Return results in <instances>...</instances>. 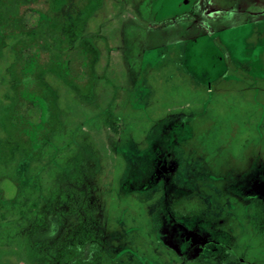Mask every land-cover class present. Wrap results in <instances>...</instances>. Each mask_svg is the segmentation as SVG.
Instances as JSON below:
<instances>
[{
	"label": "rangeland",
	"instance_id": "374dc122",
	"mask_svg": "<svg viewBox=\"0 0 264 264\" xmlns=\"http://www.w3.org/2000/svg\"><path fill=\"white\" fill-rule=\"evenodd\" d=\"M25 1L0 0V264H53L82 219L94 264H264V0Z\"/></svg>",
	"mask_w": 264,
	"mask_h": 264
},
{
	"label": "trees",
	"instance_id": "16d2710c",
	"mask_svg": "<svg viewBox=\"0 0 264 264\" xmlns=\"http://www.w3.org/2000/svg\"><path fill=\"white\" fill-rule=\"evenodd\" d=\"M25 2L26 1L23 0V3ZM41 15L42 14H40V17ZM261 15L264 16V14ZM39 20L40 18L38 19V21ZM38 21L36 23L37 25H39ZM162 23L164 25H172V24H180V23H188L190 25H193V23L189 19L188 14H181L174 16L170 19L164 20ZM39 30L40 31L37 32L32 28L31 31H27L24 33L26 39H30L33 37L39 38L37 40L39 42L38 51L35 52L33 51L34 52L33 57L35 58L39 57V55H41L44 52L46 53L49 52L50 48L55 45V41L53 43L50 42V44L47 42H42L43 36L48 35V33L43 32L44 31L43 26H40ZM48 36L51 41V38L53 39V37L50 35ZM30 46L31 45H29L27 49H29ZM27 49H22L21 57L22 54H24V52H27ZM18 62L20 64V58ZM32 82L33 80L30 78V76L29 77L24 76L22 78V85L26 86V89L27 86H30L32 84ZM21 92H22L21 96H24L23 94L27 93L25 90ZM104 120L111 130L117 131L119 129V127L116 125V122L118 120L116 117H112L106 114L104 116ZM209 134L211 135V133ZM209 139H210L209 135H206L203 136L202 140H204L207 143ZM233 144L232 146H234ZM73 193H74V200L70 201V206L72 208L78 209L82 204L79 199L81 195L75 189L73 190ZM103 247H104V243H103L102 234L98 231L97 228H95L94 222L91 220L89 221L87 219H82L78 221L76 223V226L66 234L62 244L56 249L55 254L52 257V262L53 264H94L96 257L102 253Z\"/></svg>",
	"mask_w": 264,
	"mask_h": 264
},
{
	"label": "flooded vegetation",
	"instance_id": "af4514ba",
	"mask_svg": "<svg viewBox=\"0 0 264 264\" xmlns=\"http://www.w3.org/2000/svg\"><path fill=\"white\" fill-rule=\"evenodd\" d=\"M151 1L152 0H145L144 1V13H146V9H147V7H149L150 8V4H151ZM197 2H195V4H196ZM195 4H193V5H191L190 6V8L188 9V11L186 12V14H188V16H189V19L191 20V22L193 23V25H191L192 27H195V26H199L198 25V20H197V18H199L200 16H198V14H199V10H198V8H197V5H195ZM238 9H240V7L238 8ZM219 10V9H218ZM212 9H209L208 7H206V9H205V11H204V13H205V16H204V18L205 17H207V16H210V14L212 13ZM214 11H217V9H215L214 8ZM240 11V10H239ZM225 11L224 10H222L221 11V13H222V16H223V13H224ZM255 14V12H253V11H250L249 12V16L250 15H254ZM236 17H239V12H238V14L236 15V16H234V18H236ZM248 17V16H247ZM246 17V18H247ZM246 18L244 19V21H246ZM203 23V22H202ZM214 26H216V25H214ZM213 26V27H214Z\"/></svg>",
	"mask_w": 264,
	"mask_h": 264
}]
</instances>
